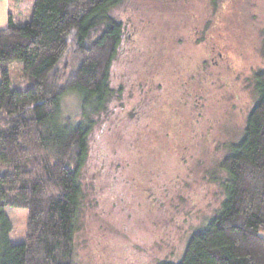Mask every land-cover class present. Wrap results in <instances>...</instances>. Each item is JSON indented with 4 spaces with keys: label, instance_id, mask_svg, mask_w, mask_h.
I'll use <instances>...</instances> for the list:
<instances>
[{
    "label": "rangeland",
    "instance_id": "374dc122",
    "mask_svg": "<svg viewBox=\"0 0 264 264\" xmlns=\"http://www.w3.org/2000/svg\"><path fill=\"white\" fill-rule=\"evenodd\" d=\"M175 1L122 0L110 11L133 35L110 68L113 97L92 115L77 264L178 261L225 198L221 164L244 133L254 74L264 68V0H209L210 13L198 7L196 20L178 14ZM11 6L22 24L31 19L33 2ZM222 43L235 51L218 60ZM156 53L158 60L150 57ZM13 69L20 77L21 62ZM63 106L66 116L80 117L76 94ZM6 211L11 241L23 242L27 210Z\"/></svg>",
    "mask_w": 264,
    "mask_h": 264
},
{
    "label": "trees",
    "instance_id": "16d2710c",
    "mask_svg": "<svg viewBox=\"0 0 264 264\" xmlns=\"http://www.w3.org/2000/svg\"><path fill=\"white\" fill-rule=\"evenodd\" d=\"M11 1L33 2V12L25 24L10 12L0 29V264H77L80 170L92 115L113 97L110 68L124 24L110 11L122 0ZM254 89L244 133L221 164L220 210L190 235L178 261L158 264H264V68ZM68 94L80 99L78 118L63 113ZM10 207L28 212L20 243L10 238Z\"/></svg>",
    "mask_w": 264,
    "mask_h": 264
},
{
    "label": "flooded vegetation",
    "instance_id": "af4514ba",
    "mask_svg": "<svg viewBox=\"0 0 264 264\" xmlns=\"http://www.w3.org/2000/svg\"><path fill=\"white\" fill-rule=\"evenodd\" d=\"M195 1L196 0H176L175 2L176 3H179L180 6H178L179 8L177 9L178 10V14H184L186 16H188L189 19L191 20H196L197 19V12H198V7H201V6H204L206 11H208L210 13L211 11V8L209 7V4H210V1L209 0H203V3L204 5H196L195 4ZM200 1V0H198ZM185 10V11H181V10ZM206 14V13H205ZM208 19V21H207ZM209 20H211V17H206V22H205V29H208L207 26L209 22ZM126 25L124 24V37L121 41V44H123L124 42H128L129 40L132 39V35H133V31L131 32H127L126 33ZM204 36L205 38L208 36L206 32H204ZM194 40H201L200 38H196ZM120 44V45H121ZM128 44V43H127ZM216 49L215 46H211V52H212V49ZM217 59L218 60H221V59H225V58H228L230 56V53H233L235 51V48L231 47L230 45H226V44H223L222 45L220 44L218 47H217ZM151 58L155 59V58H160L162 57V54H152L150 55ZM158 59H155V60H158Z\"/></svg>",
    "mask_w": 264,
    "mask_h": 264
},
{
    "label": "crops",
    "instance_id": "0c3cea01",
    "mask_svg": "<svg viewBox=\"0 0 264 264\" xmlns=\"http://www.w3.org/2000/svg\"><path fill=\"white\" fill-rule=\"evenodd\" d=\"M11 0H0V29L8 24V17L12 12Z\"/></svg>",
    "mask_w": 264,
    "mask_h": 264
}]
</instances>
